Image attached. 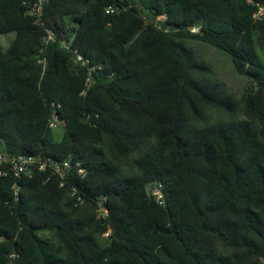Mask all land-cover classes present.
<instances>
[{
    "label": "trees",
    "instance_id": "16d2710c",
    "mask_svg": "<svg viewBox=\"0 0 264 264\" xmlns=\"http://www.w3.org/2000/svg\"><path fill=\"white\" fill-rule=\"evenodd\" d=\"M22 1L0 0V34H13L0 43L2 147L70 159L83 174L72 168L60 185L35 168L16 196L12 178L0 181V264H264V17L252 19L254 5L47 0L39 26ZM45 28L56 34L48 44ZM192 40L228 56L248 79L240 95ZM215 108L224 116L211 118ZM135 153L136 173H124L117 158Z\"/></svg>",
    "mask_w": 264,
    "mask_h": 264
},
{
    "label": "built area",
    "instance_id": "2783aa9c",
    "mask_svg": "<svg viewBox=\"0 0 264 264\" xmlns=\"http://www.w3.org/2000/svg\"><path fill=\"white\" fill-rule=\"evenodd\" d=\"M47 0H23L21 2V7L23 12L30 16L33 22L36 25L43 26V10L44 5ZM249 3L254 5V10L252 12V19L254 21H259L264 17V4L253 2V0H248ZM107 13H112L115 11V7L113 5H109L105 8ZM197 27H192L191 31H197ZM56 38V34L52 29L45 28L44 34L42 35L43 44H48L49 42L54 41ZM60 45L64 49H69V44L66 41L61 40ZM73 60L75 62L80 63L82 66H87L88 60L85 59L82 55H80L77 51H73L72 53ZM93 67H88V70H92ZM88 84V78H86L85 86ZM82 90L81 93H83ZM48 126L52 129L62 126V122L58 119L56 114H53L48 121ZM0 139V181L6 177H10L13 179L12 184L10 185V189L14 196L18 194L19 185L18 181L23 175H30L33 169L46 171L49 170L52 174L58 176L60 180V185L64 183V180L68 173L74 168L78 174H83V169L79 167V164L75 162L72 164L70 159L63 160H53L49 156H44L41 154L38 155H30V154H11L6 152L2 145L3 142ZM152 194L155 195V198L160 202L162 199V194L159 187L153 186L151 190Z\"/></svg>",
    "mask_w": 264,
    "mask_h": 264
},
{
    "label": "rangeland",
    "instance_id": "374dc122",
    "mask_svg": "<svg viewBox=\"0 0 264 264\" xmlns=\"http://www.w3.org/2000/svg\"><path fill=\"white\" fill-rule=\"evenodd\" d=\"M12 38V33H9L8 35L0 34V43L3 47H6ZM188 44L204 59V61L211 65L216 76L225 84L227 90L240 95L243 88L248 85V79L245 76L237 74L233 71L230 60L225 53L213 46L196 40L188 41ZM258 51L260 52V58L264 60V51L260 47H258ZM209 114L213 119L224 116V112L216 108L209 110ZM62 130L63 128L61 126L54 128L53 134L55 137L59 138L62 134ZM137 155L138 153L131 155L128 160L117 158V161L122 164V171L124 173H136L134 160Z\"/></svg>",
    "mask_w": 264,
    "mask_h": 264
}]
</instances>
